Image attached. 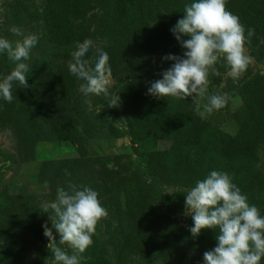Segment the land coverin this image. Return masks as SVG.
Wrapping results in <instances>:
<instances>
[{
	"label": "trees",
	"instance_id": "16d2710c",
	"mask_svg": "<svg viewBox=\"0 0 264 264\" xmlns=\"http://www.w3.org/2000/svg\"><path fill=\"white\" fill-rule=\"evenodd\" d=\"M192 2L42 0L47 40L58 47L60 65L42 72L28 88L15 85L16 99L12 103L0 98V128L14 133L17 116L34 112L56 141L73 147L81 159H89L104 189L103 198L112 204L120 203L130 221L131 228L119 240L104 238L97 223L93 243L79 254L80 264H129L134 258L143 263L174 264L178 259L182 264H203V253L218 244V230L202 229L195 238L183 235L173 221L157 210L154 201L164 188H172L171 206L185 213L184 195L211 171L227 172L247 196V202L264 216V169L260 157L264 148V75H254L241 85L237 103H233L232 96L225 107L203 118L197 111L201 98L158 99L147 94L150 82L161 79V73L174 63L152 68L153 57L159 53L183 56L186 51L170 29L183 18L185 4ZM95 7L102 10L96 34L109 44L100 50L90 48L85 58L94 66L100 52L110 57L113 80L118 84L115 96L120 97L117 108L131 148V153L123 157L89 153L92 126L73 101L84 82L70 73L68 63L78 43L92 40L87 16ZM226 8L239 17L245 35L247 29L255 30L245 47L264 64V0H226ZM153 21L155 25L151 27ZM216 66L221 71L229 67L222 58ZM12 69L0 66V77ZM219 80L220 75L209 73L208 95L214 94ZM202 101L207 103L204 98ZM158 143L166 146L159 148ZM0 157V264H52L54 256L45 247L49 240L43 234V221L20 195L2 188L10 167L6 163L14 162V157L1 151ZM135 165L142 167L145 176L158 186L145 184L132 169ZM21 233L32 236L35 249L18 238ZM66 252L72 255L75 251ZM260 264H264V257Z\"/></svg>",
	"mask_w": 264,
	"mask_h": 264
},
{
	"label": "clouds",
	"instance_id": "9594fccd",
	"mask_svg": "<svg viewBox=\"0 0 264 264\" xmlns=\"http://www.w3.org/2000/svg\"><path fill=\"white\" fill-rule=\"evenodd\" d=\"M183 18L170 29L181 47L186 49L183 56L168 54L164 60L174 63L161 73L162 78L150 82L147 94L156 98L174 97L185 100L191 97L198 101L204 98L200 113L203 118L214 110L226 106L229 96L208 95L209 73L219 75L217 63L223 57L230 68V75L236 79L247 69L251 57L245 54V44L251 43L254 29H247L239 17L226 8V0H193L184 6ZM11 33L15 41L0 37V54H7L15 67L0 77V98L7 103L16 99L14 86L28 88L29 66L24 61L38 42L35 34H26L20 27L13 26ZM182 36L190 37L182 39ZM264 43V40L261 41ZM93 47L91 39L78 43L72 52L68 69L84 83L80 91L88 96L109 97L113 86V73L107 52H100L94 66L86 55ZM119 95L111 98L108 107H118ZM2 107V106H0ZM103 109H98V113ZM69 191L57 189L55 201L43 205V212L51 215L52 227L43 225L48 248L53 253L52 264H80V253L93 243L97 223L105 218L107 210L101 206L98 192L84 186L77 190L69 183ZM185 196V215H190L193 226L192 237H198L202 229L218 230L217 246L203 253V264H260L264 257V216L255 205L247 202V196L232 182L227 172L211 171L203 180L196 181ZM52 229L59 234V245H69L76 250L69 255L57 246Z\"/></svg>",
	"mask_w": 264,
	"mask_h": 264
},
{
	"label": "rangeland",
	"instance_id": "374dc122",
	"mask_svg": "<svg viewBox=\"0 0 264 264\" xmlns=\"http://www.w3.org/2000/svg\"><path fill=\"white\" fill-rule=\"evenodd\" d=\"M42 0H0V37L15 41L10 29L13 26L20 27L26 34H35L38 42L30 52V58L24 61L28 64L30 71L27 73V83L34 81L42 72L55 70L60 61L56 57L58 47L47 40L46 30L42 19ZM102 15L99 7L88 14L91 20V34L94 50H100L109 42L96 34L97 22ZM155 22H151L154 27ZM245 54L251 57L248 71L243 72L239 78L234 79L230 75V68L221 71L217 68L220 80L214 87V94L227 93L230 97L235 96L233 103L238 101L237 92L241 85L254 75H264V64L258 62L251 51L245 47ZM163 54L159 53L153 57L154 67H164L171 60H164ZM226 62V60L222 57ZM0 66L14 68L15 64L9 60L7 54H0ZM118 84L113 80V86L109 89L110 96H85L80 88L75 93L74 104L79 108L92 126V138L89 140V153L99 156H126L131 153L129 142H125V122L117 107H108L111 98L115 97ZM235 92V95H234ZM72 101H70L71 103ZM202 98L197 104V111H203ZM101 111L98 113V109ZM14 133L8 128H0V151L13 155L14 162L6 163L9 167L8 173L3 179L2 188L9 194H18L26 200L35 215L52 227L49 213L43 212V205L51 203L57 198V189L64 188L69 191V183L75 184L77 190L84 186L90 187L98 192L101 206L107 210L108 215L102 218L98 224L104 238L120 239L126 230H129L130 221L124 214L121 204H112L103 198V187L95 175L94 167L90 165L89 159H81L75 149L65 143L55 140L47 125H44L34 112L19 114L14 123ZM128 139V138H127ZM159 148L166 144L158 143ZM261 167L264 169V148L260 150ZM0 160L2 158L0 157ZM1 165V164H0ZM133 170L143 178L144 183L157 187L158 184L148 179L142 167L135 165ZM113 189V186L110 188ZM172 188H164L163 193L154 201L157 210L166 218L175 223L179 232L183 235L191 234L190 227L193 220L190 215L176 211L170 204ZM57 239V246L64 251L74 250L69 245H59V234L52 229ZM18 238L26 242L31 249L36 245L31 235L18 234ZM4 243L2 247H6ZM48 248V245L45 246ZM44 247V248H45ZM43 248V247H42ZM51 250V247L48 248ZM76 251V250H74ZM114 252V250L112 251ZM49 264V263H46ZM129 264H160L158 261L143 263L139 258L132 259ZM174 264H182L178 259Z\"/></svg>",
	"mask_w": 264,
	"mask_h": 264
},
{
	"label": "water",
	"instance_id": "95a60500",
	"mask_svg": "<svg viewBox=\"0 0 264 264\" xmlns=\"http://www.w3.org/2000/svg\"><path fill=\"white\" fill-rule=\"evenodd\" d=\"M126 141H128V139H127V138H125V142H126Z\"/></svg>",
	"mask_w": 264,
	"mask_h": 264
}]
</instances>
